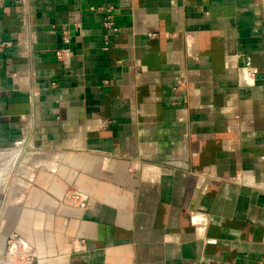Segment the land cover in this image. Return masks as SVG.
Instances as JSON below:
<instances>
[{
    "label": "crops",
    "instance_id": "crops-1",
    "mask_svg": "<svg viewBox=\"0 0 264 264\" xmlns=\"http://www.w3.org/2000/svg\"><path fill=\"white\" fill-rule=\"evenodd\" d=\"M0 264H264V0H0Z\"/></svg>",
    "mask_w": 264,
    "mask_h": 264
},
{
    "label": "built area",
    "instance_id": "built-area-1",
    "mask_svg": "<svg viewBox=\"0 0 264 264\" xmlns=\"http://www.w3.org/2000/svg\"><path fill=\"white\" fill-rule=\"evenodd\" d=\"M112 10L113 7L112 6H108L105 8V14L103 17V21L102 24L105 28H107L110 31H116L117 27L114 23V19H113V15H112ZM57 57H60V52L57 51L56 52Z\"/></svg>",
    "mask_w": 264,
    "mask_h": 264
}]
</instances>
